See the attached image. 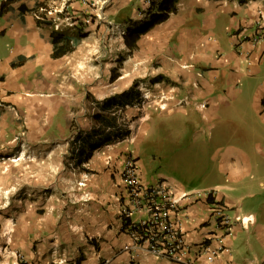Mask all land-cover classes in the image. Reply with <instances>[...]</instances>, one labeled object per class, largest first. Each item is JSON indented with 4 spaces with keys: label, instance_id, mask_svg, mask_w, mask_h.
Returning <instances> with one entry per match:
<instances>
[{
    "label": "crops",
    "instance_id": "0c3cea01",
    "mask_svg": "<svg viewBox=\"0 0 264 264\" xmlns=\"http://www.w3.org/2000/svg\"><path fill=\"white\" fill-rule=\"evenodd\" d=\"M33 1L17 0L0 16V155L29 145L50 146L56 152L58 139L69 130L71 113L65 104L76 100L74 83L64 76L74 62L77 45L70 52L52 55L49 37L56 29L40 19L41 8H18L22 2L32 6ZM38 1L42 6L46 3ZM87 1L68 0L66 5L75 11L85 8ZM149 1H115L116 23L126 28V19L142 13ZM68 26L56 31L78 35L76 25ZM136 47L141 56L150 54V60L157 63L155 74L164 76L153 83L161 94H152L150 117L172 116L189 105L190 112L214 127L208 180L201 187H190L158 174L144 177L136 151L124 143L126 137L96 150L84 164L86 171L67 164L77 174L74 180L79 190L72 193L85 199V216L80 224L70 210L72 220L63 224L55 218L59 207L40 191L43 176L57 179V162L43 159L37 163L40 167L55 166L54 173L46 168L35 173L38 191L33 192L37 202L44 204L45 216H34L28 223L27 215L33 214L30 207L2 208L4 214H15L18 222L14 229L0 230V264H181L152 254L144 244L126 247L131 239L120 216L124 195L120 170L127 154L135 159L142 183L166 180L174 196L189 194L175 213L188 259L198 243L212 235L214 204L230 218H249L231 223L220 254L211 261L199 256L192 264H264V111L260 105L264 0H178L176 11L143 34ZM6 220L12 223L13 218ZM210 243L215 245L213 240Z\"/></svg>",
    "mask_w": 264,
    "mask_h": 264
},
{
    "label": "rangeland",
    "instance_id": "374dc122",
    "mask_svg": "<svg viewBox=\"0 0 264 264\" xmlns=\"http://www.w3.org/2000/svg\"><path fill=\"white\" fill-rule=\"evenodd\" d=\"M47 1L45 0L46 3L39 9V16L44 15L46 20H50L54 29L60 31L72 24L79 27L80 39L73 51L74 62L64 76L65 80L74 83L76 99L65 104L71 113L69 130L81 128V131H87L98 126L103 114L98 112L91 100L118 93L135 84L141 103L125 108L118 121L122 125L126 124L130 130V135L124 143H130L129 149L136 151L142 175L150 177L158 174L185 183L186 186L201 187L208 180L207 172L210 167L208 157L213 143L210 134L214 127L211 128V123L205 122L197 113L190 112L189 105L184 106V112L177 110L172 116L150 117V104L155 99L152 94L154 96L161 94L159 87L154 88L151 82L157 75L153 70L157 63L150 60V54L147 57L141 56V53L137 52V47L130 52L125 48L122 41L125 28L116 23L119 18H115L117 0H88L85 8L75 11L67 7L68 0ZM143 18V13H137L131 21ZM112 68L116 69L118 76L110 81ZM155 90H158L156 95ZM221 120L226 119L223 117ZM212 123L214 124V121ZM69 130L58 139L59 146L56 152L51 150L50 146L34 148L29 145L25 150L11 149L0 155L2 232L8 231L11 227L14 229L18 222L15 214L2 212L4 207H30L33 214L27 215L30 217L28 223L33 222L34 216H45L44 204L37 202L36 194L33 192L38 191L35 173H38L39 168H46L49 173L50 171L54 173L55 166L40 167L41 165L37 163L43 159L47 162L51 160L57 162V179L51 180L50 174H47V178L43 176V188L39 189L43 192V197H47L45 200L59 207L55 218L66 224L69 219L72 220L70 215L72 210L76 213L75 221L84 223L85 204H82L85 199L77 198L72 193L79 190V184L74 180L76 173L67 165L70 160L67 142L71 135H74ZM245 136L251 137L253 134L247 133ZM14 158L18 159L11 161ZM9 217L13 218L12 223L6 220Z\"/></svg>",
    "mask_w": 264,
    "mask_h": 264
},
{
    "label": "built area",
    "instance_id": "2783aa9c",
    "mask_svg": "<svg viewBox=\"0 0 264 264\" xmlns=\"http://www.w3.org/2000/svg\"><path fill=\"white\" fill-rule=\"evenodd\" d=\"M120 177L124 188L120 216L122 227L131 239V243L126 245L128 248L144 244L152 254L181 264H192L199 256L211 261L224 249L222 241L230 233L231 223L249 221L246 216L235 215L230 218L218 203L214 204L212 235L198 243L196 253L192 259H188L185 255L187 243L175 213L180 201L189 194L182 192L174 196V191L166 180L154 184L142 183L138 166L130 154L124 158ZM210 195L209 192L206 194L207 197ZM211 240L215 241L214 246H211Z\"/></svg>",
    "mask_w": 264,
    "mask_h": 264
},
{
    "label": "trees",
    "instance_id": "16d2710c",
    "mask_svg": "<svg viewBox=\"0 0 264 264\" xmlns=\"http://www.w3.org/2000/svg\"><path fill=\"white\" fill-rule=\"evenodd\" d=\"M17 0H1L0 1V16L11 8V4ZM178 0H150L148 7L142 12L145 14L141 20L126 19L128 26L122 34V41L125 48L130 52L137 46L138 39L149 31L155 25L165 21L171 13L176 11V3ZM245 2L247 0H238ZM42 3L34 0L32 6L24 2L19 3L18 8L36 10L42 8ZM141 11V10H140ZM44 22L50 23L46 20L44 15L40 16ZM79 28V27H78ZM80 36H70L52 30L49 41L52 45V55H57L64 52H70L75 45L79 43ZM114 70V71H113ZM115 68L111 69L110 81H113L118 74ZM164 78L163 75L157 74L151 82H157ZM87 97V96H86ZM98 112L103 114L100 117V123L96 127H91L87 131L78 130L68 142L69 162L72 167L80 171H86L85 163L91 155L107 144L116 143L124 140L130 135V130L126 124H120L118 118L120 114L127 107H133L141 103L139 98V91L135 84L118 93L103 97L100 100H91ZM260 105L264 111V94L260 99Z\"/></svg>",
    "mask_w": 264,
    "mask_h": 264
},
{
    "label": "bare ground",
    "instance_id": "6f19581e",
    "mask_svg": "<svg viewBox=\"0 0 264 264\" xmlns=\"http://www.w3.org/2000/svg\"><path fill=\"white\" fill-rule=\"evenodd\" d=\"M18 158H20V157H18ZM18 158H17V159H18ZM17 159L14 158V159H11V161H16ZM8 224H9V223H8Z\"/></svg>",
    "mask_w": 264,
    "mask_h": 264
}]
</instances>
